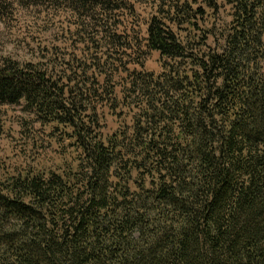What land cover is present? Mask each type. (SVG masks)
<instances>
[{"label":"trees","instance_id":"trees-1","mask_svg":"<svg viewBox=\"0 0 264 264\" xmlns=\"http://www.w3.org/2000/svg\"><path fill=\"white\" fill-rule=\"evenodd\" d=\"M202 1L230 8L223 43L195 0H156L163 70L133 74L141 115L111 136L80 92L0 57V105L72 128L82 152L63 174L0 177V264H264V0Z\"/></svg>","mask_w":264,"mask_h":264},{"label":"rangeland","instance_id":"rangeland-1","mask_svg":"<svg viewBox=\"0 0 264 264\" xmlns=\"http://www.w3.org/2000/svg\"><path fill=\"white\" fill-rule=\"evenodd\" d=\"M108 2L111 7L83 8L68 0L60 4L0 0V57L37 65L54 74L69 92H80L78 100L97 114L96 132L104 136L126 130L141 115L142 109L127 98L133 74L159 75L164 61L145 43L156 16V0ZM195 2L208 13L207 27L215 26L214 31L200 27L210 33L209 47L220 46L232 26L230 8L220 6L213 11L202 0ZM77 147L72 128L49 120L25 103L0 105L3 180L30 172L49 176L75 169L82 154Z\"/></svg>","mask_w":264,"mask_h":264}]
</instances>
